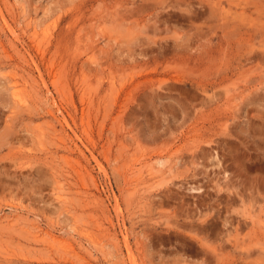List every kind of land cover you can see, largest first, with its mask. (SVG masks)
I'll return each mask as SVG.
<instances>
[{
	"label": "rangeland",
	"instance_id": "1",
	"mask_svg": "<svg viewBox=\"0 0 264 264\" xmlns=\"http://www.w3.org/2000/svg\"><path fill=\"white\" fill-rule=\"evenodd\" d=\"M263 222L264 0H0V264H264Z\"/></svg>",
	"mask_w": 264,
	"mask_h": 264
},
{
	"label": "bare ground",
	"instance_id": "2",
	"mask_svg": "<svg viewBox=\"0 0 264 264\" xmlns=\"http://www.w3.org/2000/svg\"><path fill=\"white\" fill-rule=\"evenodd\" d=\"M17 92V91H16ZM15 92V93H16ZM17 96L19 95L20 96V94H19V92H17V94H16ZM157 153V152H156ZM214 153H216V152H214ZM152 154V153H151ZM160 155V154H159ZM214 157H217L215 154H214ZM211 159V158H210ZM218 159V158H217ZM219 160V159H218ZM214 161V160H213ZM177 162H178V160H177ZM180 162V161H179ZM220 162V161H219ZM156 163L158 164V165H164L165 164V161L163 160V159H158L157 161H156ZM155 165V164H154ZM157 165V166H158ZM225 168V167H224ZM226 169V168H225ZM228 169V168H227ZM139 171V170H138ZM222 172H224V178H228L229 177V175L230 174H228V171L227 170H224V171H222ZM249 173V172H248ZM252 175V174H251ZM242 176V175H241ZM127 179V178H126ZM129 182H131V181H129ZM163 183V182H162ZM193 184V183H192ZM236 186H238V185H236ZM256 188V187H255ZM132 189V188H131ZM189 189H192V190H197V191H200L201 189H202V187L201 186H195V187H191V188H189ZM216 189V188H215ZM228 189V188H227ZM226 190V189H225ZM237 190V189H236ZM240 190V189H239ZM162 192V191H161ZM217 194H218V192H216ZM237 194V193H236ZM238 194H240V193H238ZM63 196V195H62ZM216 196V195H215ZM227 196V198H226V202L228 203V204H230V205H228L230 208H232V204H234V203H236L237 201H239V202H244L243 200H240V199H237L238 197H236L237 195H235V194H231V193H229L228 195H226ZM241 196V195H240ZM156 197V196H155ZM214 197V196H213ZM62 198V197H61ZM60 198V199H61ZM151 198V197H150ZM204 198H206V197H204ZM203 198V199H204ZM210 198L211 199H213L211 196H210ZM221 198V197H220ZM215 199V198H214ZM147 200H148V198H147ZM151 200V199H150ZM211 200L210 199H204V200H200L199 202H197V205H198V208L199 209H203L204 207H209V206H211V203L213 202H210ZM166 203V202H165ZM168 203V202H167ZM216 203V202H215ZM222 203V202H221ZM214 204V203H213ZM140 205V204H139ZM220 206V205H219ZM229 209V208H228ZM201 211V210H200ZM190 213V212H189ZM198 214V213H197ZM201 214V213H200ZM217 214V213H216ZM188 218H192V219H194V217H195V215H189V216H187ZM186 217V218H187ZM198 218H200V216H198ZM203 218V217H202ZM228 218V217H227ZM227 218H225V222H224V227L226 226V228H227V226H228V223H229V220L227 219ZM201 219V218H200ZM250 219V218H249ZM204 220V219H203ZM168 221V220H167ZM231 223V222H230ZM264 223V222H263ZM218 226V225H217ZM231 226V225H230ZM214 227V226H213ZM237 228V227H236ZM203 229H205V230H207V231H210V228H208V226H206V227H204ZM227 233V232H226ZM223 235V234H222ZM227 235H230V233H228ZM60 238V237H59ZM58 238V236L56 235H54V240L56 241V242H59V241H63L64 240V238H63V240L62 239H59ZM224 239V238H223ZM222 239V240H223ZM226 239V238H225ZM101 240V239H100ZM66 243V242H65ZM64 246V245H63ZM67 248V247H66ZM73 248V247H72ZM74 249V248H73ZM75 250H76V248H75ZM75 250H73V251H75ZM73 253V252H72ZM131 259V258H130Z\"/></svg>",
	"mask_w": 264,
	"mask_h": 264
}]
</instances>
